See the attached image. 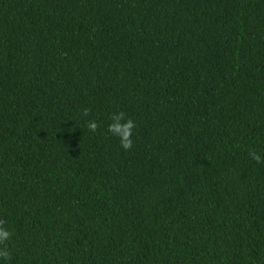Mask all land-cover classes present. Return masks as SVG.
Returning a JSON list of instances; mask_svg holds the SVG:
<instances>
[{"label":"trees","instance_id":"trees-1","mask_svg":"<svg viewBox=\"0 0 264 264\" xmlns=\"http://www.w3.org/2000/svg\"><path fill=\"white\" fill-rule=\"evenodd\" d=\"M249 148L264 0H0L3 264H264Z\"/></svg>","mask_w":264,"mask_h":264},{"label":"clouds","instance_id":"clouds-1","mask_svg":"<svg viewBox=\"0 0 264 264\" xmlns=\"http://www.w3.org/2000/svg\"><path fill=\"white\" fill-rule=\"evenodd\" d=\"M89 109L83 110V116L88 117ZM112 121L107 125V133L112 137L118 138L120 147L125 151H129L133 148V129L136 128L134 120L126 117L124 112H113L110 115ZM87 128L90 132L95 133L101 126L95 119L85 121ZM248 155L251 160L258 165H264V151L255 148H249ZM5 221L0 220V264L8 261L11 257V253L6 246V242L10 241L13 233L6 228Z\"/></svg>","mask_w":264,"mask_h":264}]
</instances>
